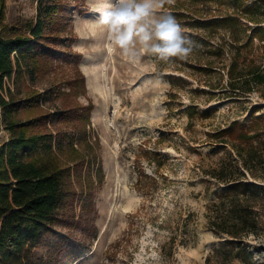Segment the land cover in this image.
I'll return each mask as SVG.
<instances>
[{"label":"rangeland","instance_id":"rangeland-1","mask_svg":"<svg viewBox=\"0 0 264 264\" xmlns=\"http://www.w3.org/2000/svg\"><path fill=\"white\" fill-rule=\"evenodd\" d=\"M38 1L0 0V35H28L27 26L37 16ZM62 2L69 12L55 17L56 32L45 34L52 36L46 42L63 51V56L48 66L34 63L5 77L1 91L7 102L13 99L20 104L12 118L25 124L28 134L46 131L56 135L60 130L69 135L74 131L84 145L76 148L97 154L102 165V183L97 162L78 168L79 175L87 179L86 192L82 194L76 182L78 194L71 197L74 205L71 213H66L73 224L79 222L81 206L92 198L94 211L86 206L83 218L95 222L97 234L64 229L78 251L65 252L48 262L264 264V207L256 208L257 233L245 238L244 250L237 251L238 245L229 244L230 237L216 234L209 225L208 206L227 185L206 171L219 166L232 151L221 141L230 135L219 136L218 131L234 120L249 119L253 106L264 105V85L247 97L229 96L232 48H227L221 61L205 52L188 56L184 72L160 69L158 60L150 56L129 61L118 51L105 50L103 36L90 27L98 0ZM158 11L165 13L163 8ZM77 17L79 23L74 24ZM56 35L57 41L53 40ZM194 35L200 39L207 36L204 30L194 31ZM223 39L228 42V34L219 32L212 43ZM243 57L248 64L264 67L263 43L255 39L254 47L245 49ZM210 61L220 69L204 71ZM77 69L83 83L80 89H73L70 80L75 79ZM193 105L195 110H189ZM74 115L82 121L74 120ZM2 118L0 150L12 137L8 117L3 114ZM87 142L92 151L85 148ZM141 172L156 180L143 176L138 187ZM91 175L95 182L90 193ZM44 249L41 246L29 260L47 264L46 255L40 261Z\"/></svg>","mask_w":264,"mask_h":264},{"label":"trees","instance_id":"trees-1","mask_svg":"<svg viewBox=\"0 0 264 264\" xmlns=\"http://www.w3.org/2000/svg\"><path fill=\"white\" fill-rule=\"evenodd\" d=\"M163 9L175 16L184 34L195 42L189 56L205 52L221 61L227 48L234 49L228 66L229 96L247 97L264 85V67L255 62L248 64L243 57L245 49L254 47L255 39L264 45V0H173ZM68 12V6L62 0H39L37 16L27 26L29 36L23 33L10 37L0 35L1 86L5 76L19 73L34 63L48 66L64 53L46 42L52 36L45 33L56 32L53 29L55 17L65 16ZM200 30L207 34L203 39L194 35V31ZM219 32L227 33L229 41L223 39L213 44V36ZM57 39L58 35L54 36L53 40ZM14 51L16 55H13ZM184 63H189V59L158 60L160 69L174 68L181 72L186 69ZM213 64L210 61L204 71L220 69ZM198 66L201 67L200 64ZM82 81L77 69L70 84L73 89H80ZM18 105L13 99L7 102L0 96L2 113L8 117L7 127L12 132L11 139L0 150V264H38L39 261L31 262L29 259L39 253L41 246L45 249L40 261L46 255L45 263L51 264L48 262L51 258L78 251L64 229L93 230L94 236L98 232L93 220L83 218L86 206L94 211L92 198L86 199V205L81 206L79 222L73 224L66 215L68 211L71 213L74 205L70 202L71 197L78 194L76 182L80 185V192H86L87 179L82 177V173L79 175L78 168L82 170L98 163V156L85 154L76 148L77 144L82 146L83 141L78 140L74 131L69 135L60 130L56 135L46 131L28 134L25 124L12 118ZM189 110L194 111L195 106ZM191 113L189 111L188 115L193 119ZM72 117L82 121L81 117ZM227 134L230 138H221V141L229 144L232 151L227 153V158L221 159L219 166L206 170L227 185L217 200L209 204L208 220L216 234L230 237L229 244H236L237 251H243L244 239L257 233L259 216L256 208L264 207V105L253 106L249 119L234 120L227 129L218 131L219 136ZM88 143L85 148L92 151V145ZM98 164V178L102 183V165ZM143 173L138 178V187L143 176L156 180ZM90 179L88 188L91 193L95 181L92 175ZM83 223L84 227H80Z\"/></svg>","mask_w":264,"mask_h":264},{"label":"clouds","instance_id":"clouds-1","mask_svg":"<svg viewBox=\"0 0 264 264\" xmlns=\"http://www.w3.org/2000/svg\"><path fill=\"white\" fill-rule=\"evenodd\" d=\"M173 0H98L90 27L103 36L105 50L120 52L129 61L143 56L159 61L185 60L195 42L184 34L175 16L159 12ZM74 24L79 23L75 18ZM95 35V33H93Z\"/></svg>","mask_w":264,"mask_h":264},{"label":"built area","instance_id":"built-area-1","mask_svg":"<svg viewBox=\"0 0 264 264\" xmlns=\"http://www.w3.org/2000/svg\"><path fill=\"white\" fill-rule=\"evenodd\" d=\"M13 54L16 55L17 52L14 51ZM5 77H7V76H5ZM5 77H4V83H5ZM3 85H4V84H3ZM3 87H4V86H1V85H0V96H2L3 98L7 99V98L3 95V93L1 92ZM0 113H1V114H0V120H3V118H2L3 113H2V108H1V106H0ZM3 123H4V121H3ZM1 129H3L2 125H1Z\"/></svg>","mask_w":264,"mask_h":264}]
</instances>
